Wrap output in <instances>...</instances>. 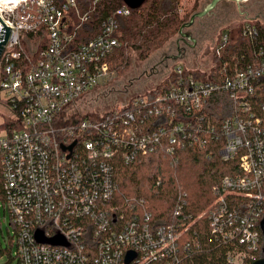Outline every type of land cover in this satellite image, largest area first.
<instances>
[{
  "label": "built area",
  "instance_id": "1",
  "mask_svg": "<svg viewBox=\"0 0 264 264\" xmlns=\"http://www.w3.org/2000/svg\"><path fill=\"white\" fill-rule=\"evenodd\" d=\"M101 1L0 0V42L10 29L0 58V106L10 121L0 135L3 209L19 264H181L192 245L200 248L195 236L183 239V223L157 224L143 198L117 196L115 170L216 138L220 158L236 160L238 172L211 188L215 198L203 212L209 236L230 264L264 256V44L230 76L176 61L162 91L85 114L79 102L109 77L119 18L132 10L122 1L91 28ZM240 34L254 42L259 31L247 21ZM221 93L231 105L217 120L204 105ZM37 229L64 243L38 242Z\"/></svg>",
  "mask_w": 264,
  "mask_h": 264
},
{
  "label": "trees",
  "instance_id": "2",
  "mask_svg": "<svg viewBox=\"0 0 264 264\" xmlns=\"http://www.w3.org/2000/svg\"><path fill=\"white\" fill-rule=\"evenodd\" d=\"M179 1L145 0L139 8L132 9L128 15L119 18L120 44L108 57L110 74L106 81L116 68H124L128 64V47L138 51L139 57H146L152 50L162 46L196 11L198 0H193L191 6L184 9L179 7ZM83 3H86V0H83ZM121 4L122 0H102L92 14L88 26L95 28L100 18ZM251 23L259 31V36L254 42L241 34L237 40L228 38L224 42L221 34L217 43L212 46V59L217 62L212 71L214 76L219 70L230 76L237 69L243 68L251 61L254 45L264 44V25ZM168 84L167 79L163 80L152 92H160ZM218 97L219 99L213 100ZM118 105L114 108H118ZM230 105L226 94L221 93L212 95L204 109L207 108L213 118L221 120L229 113ZM222 145L223 138H216L210 139L203 148L190 145L172 154L160 149L138 156L130 164L119 162L116 167L117 196L143 198L157 224L183 223L187 227L183 239L188 240L195 236L200 248L195 249L192 245L191 252L181 264H230L224 249L210 238L208 220L203 213L214 201L212 186L224 175L238 172L236 160L224 161L220 158L219 150ZM2 183L0 164V201L4 206ZM183 193L184 203L178 209V198ZM15 258L17 259L16 255ZM16 261L19 264L18 260ZM251 261L248 260L246 264Z\"/></svg>",
  "mask_w": 264,
  "mask_h": 264
},
{
  "label": "rangeland",
  "instance_id": "3",
  "mask_svg": "<svg viewBox=\"0 0 264 264\" xmlns=\"http://www.w3.org/2000/svg\"><path fill=\"white\" fill-rule=\"evenodd\" d=\"M193 0H180L179 7H190ZM210 0H198L197 10L206 6ZM228 12V13H227ZM258 22L264 25V0H220L203 17L198 18L191 27L198 32L204 27V34L198 36L194 48L186 51V56L177 62L182 63L191 70L203 71L206 75L212 72L213 59L211 47L217 43L221 34H229L231 40H237L241 27L245 22ZM200 22H203L201 25ZM179 38L175 32L162 46L152 50L146 57H139L138 51L127 48L128 64L116 68L112 76L91 92L82 96L79 109L85 114L103 113L117 104H123L132 97L152 91L172 69V65L156 66L162 54H174L175 42ZM176 62V63H177ZM215 62V60H214ZM171 77L169 81H172ZM106 81V82H105ZM9 118L7 110L0 106V135L9 131ZM15 129V127H13ZM14 226L8 212H4L0 201V264H17L14 246Z\"/></svg>",
  "mask_w": 264,
  "mask_h": 264
},
{
  "label": "water",
  "instance_id": "4",
  "mask_svg": "<svg viewBox=\"0 0 264 264\" xmlns=\"http://www.w3.org/2000/svg\"><path fill=\"white\" fill-rule=\"evenodd\" d=\"M122 1L129 8L137 9L144 3L145 0H122ZM218 1H220V0H210V2L208 4H206V6L202 7L201 9H199L195 12H193L190 15L189 19L180 25V27L178 29V34H179L178 39H181L182 41L187 43L189 46L193 47L196 43V40L192 36V32L187 28L191 27V25L194 23L196 18H201L205 14H207L217 4ZM233 1L240 2V1H245V0H233ZM9 31H10V29L8 28L7 35H6L5 39L0 42V58H1V55H2L3 50H4V45L7 43ZM184 54H185V47H178L177 53L168 54L167 57H169L173 61H177V60L182 59L184 57ZM74 144H75V141H73L69 145H63L62 144L61 147L63 150H65V149L71 150ZM260 226H261L262 233H264V218L261 219ZM35 237H36V240L38 242H48V243H54V244L64 243L60 237H46V236H44L42 230H39V229H37L35 231ZM133 256H134V253L132 251H128V253L126 254V257H125V261L129 262L133 258ZM250 264H264V256L256 258Z\"/></svg>",
  "mask_w": 264,
  "mask_h": 264
},
{
  "label": "flooded vegetation",
  "instance_id": "5",
  "mask_svg": "<svg viewBox=\"0 0 264 264\" xmlns=\"http://www.w3.org/2000/svg\"><path fill=\"white\" fill-rule=\"evenodd\" d=\"M228 13V12H227ZM198 18L195 19L194 23L196 22ZM194 23L191 25V27L194 25ZM200 24L202 25L203 22H200ZM191 27L187 28L189 29L191 32H192V36L195 38V40L198 38L199 35L201 34H204V27H202V29H200L198 32H195V30H193ZM186 29V28H185ZM197 44V40H196V43L195 45ZM195 45L193 47L189 46L187 43H185L184 41H182L181 39H176V42H175V50L177 53V48L178 47H185V54L184 56H186V52L188 51L187 49H191V48H194ZM187 50V51H186ZM169 53H164L162 54V56L160 57V59L158 60V62H156V66H160V65H163L164 67H167L169 64L173 63L174 61L172 59H170L169 57H167Z\"/></svg>",
  "mask_w": 264,
  "mask_h": 264
}]
</instances>
